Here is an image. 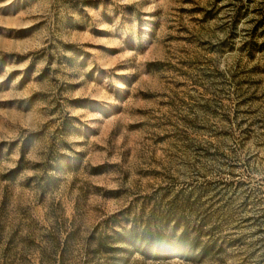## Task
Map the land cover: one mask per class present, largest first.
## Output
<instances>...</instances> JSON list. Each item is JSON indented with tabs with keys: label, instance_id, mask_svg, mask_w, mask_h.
I'll list each match as a JSON object with an SVG mask.
<instances>
[{
	"label": "rangeland",
	"instance_id": "rangeland-1",
	"mask_svg": "<svg viewBox=\"0 0 264 264\" xmlns=\"http://www.w3.org/2000/svg\"><path fill=\"white\" fill-rule=\"evenodd\" d=\"M0 264H264V0H0Z\"/></svg>",
	"mask_w": 264,
	"mask_h": 264
}]
</instances>
